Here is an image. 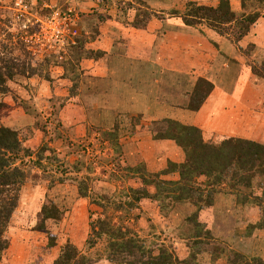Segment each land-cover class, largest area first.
<instances>
[{
  "label": "rangeland",
  "instance_id": "obj_1",
  "mask_svg": "<svg viewBox=\"0 0 264 264\" xmlns=\"http://www.w3.org/2000/svg\"><path fill=\"white\" fill-rule=\"evenodd\" d=\"M167 2L171 6L169 15L173 11H183L188 0H159V8L151 0H0V59L13 61L20 66L22 73L25 71L24 75L17 74L7 81L9 94L0 97L4 105L0 108V126L17 131L22 145L34 152L42 146L55 151L59 161L52 168L44 162L46 171L64 179L62 183L49 186L42 179L41 171L32 170L36 178L27 182L20 192L19 205L7 234L12 248L6 252L2 264H43L44 256L48 257L45 254L50 250L46 249L49 234L55 237L56 247L71 242L84 249L90 211L101 210L89 206L88 200L80 197V181H85L91 196L118 198L117 195L127 188L142 187L140 175L128 172V169L140 167L154 174L167 168L168 162L183 160L184 153L174 141L156 139L157 129L163 127L161 115L145 114L147 109L143 107L126 108L125 102L106 97L95 87L97 80L87 72L90 66L102 60L100 54L92 55L96 61L83 59L77 63L78 49H88V44L100 35L99 28L110 16L119 15L124 28H134V20H144V11L154 15L156 11H162L161 6ZM198 2L212 4L213 0ZM242 12L239 2L236 13ZM55 14L67 18V38L62 46L47 43L39 37L40 22ZM200 28L207 27H195L199 32ZM241 50L239 48L245 56ZM255 67L259 69L260 66ZM32 70L36 75L28 78ZM239 71L240 66L232 68L225 79H231ZM255 80L254 92L244 93L247 99L257 97L256 102L249 98L248 106L255 103L250 108V117L239 115V124L234 125L229 123L231 118L225 120L221 116L212 120L206 117V128L201 132L207 141L218 143L231 137H247L264 144V79L255 76ZM194 91L195 88L190 92L188 106ZM243 108L247 109V106ZM253 112L256 113L253 115ZM104 133L116 136L118 148L112 146L110 137ZM60 170L63 175L58 176ZM160 179L177 180L178 176L165 174ZM204 181L205 178L198 179L200 183ZM147 191L153 193L154 188L147 187ZM242 192L260 193L259 189H244ZM44 204L55 206L61 214L60 221L45 223L49 233L35 230L39 223L38 213ZM188 210L178 207L165 217L155 201L146 199L131 212V219L128 218L126 224L151 247H170L184 258L194 249L188 248L182 236L187 227L183 228L181 221ZM120 215L116 213L113 217L117 221ZM260 218L261 211L257 206L238 203L236 196L226 187L214 195L212 207L200 213V221L214 239L246 256L252 264H258V260L264 263V231L249 226L257 224ZM101 248L99 246L89 253L94 255ZM53 261L46 264H53ZM203 264L209 263L203 261Z\"/></svg>",
  "mask_w": 264,
  "mask_h": 264
},
{
  "label": "trees",
  "instance_id": "obj_2",
  "mask_svg": "<svg viewBox=\"0 0 264 264\" xmlns=\"http://www.w3.org/2000/svg\"><path fill=\"white\" fill-rule=\"evenodd\" d=\"M237 1L240 2L243 10L241 14L232 11L229 0H219L216 6L188 1L183 11H173L169 15L180 18L186 27L206 26L219 36L238 45L257 20L264 15V0ZM249 8L250 11H248ZM146 12L142 13L145 15L144 20L133 21L132 26L135 29L144 30L152 16L160 20L164 19L162 15ZM78 51V64L83 59L93 58V51L85 50L83 47ZM241 51L250 59L255 55V46L249 45L248 51L245 49ZM0 62L2 64L0 66V97H2L9 94L7 81L17 74L24 75L25 71L22 73L20 66L13 61L5 62L2 58ZM247 65L253 75L264 79V60L249 61ZM256 65L260 66L259 69L255 67ZM63 69L66 70L67 67ZM34 75L36 73L33 71L28 78ZM212 89L213 85L210 82L198 79L194 96L190 99L187 109L193 112L198 111ZM3 106V102L0 101V108ZM23 108L26 110L25 106ZM25 113L28 114V111ZM160 123L163 127L157 129L158 134L155 138L174 141L184 153L183 162H168L167 168L154 174L147 173L140 167L128 169V172L140 175L142 187L127 188L117 195L118 198L91 196L84 184L85 181H80V197L88 200L89 206H96L101 211L96 213L90 211L89 232L84 249H79L73 243L67 242L60 248L53 264H96L102 260L112 264H203V261L215 264L219 259H224L226 264H252L247 261L246 256L214 239L211 231L200 221V213L212 207L214 195L221 188L226 187L236 196L238 203L253 204L259 208L261 211L259 222L249 226L264 231V144L238 137L213 143L207 141L201 129L195 126L185 125L172 119H163ZM104 134L110 137L112 146L118 148L116 136L112 133ZM57 161L59 160L52 149L42 146L34 152L22 145L17 131L0 126V264L10 245L7 234L19 205L22 187L36 178L31 173L34 168L41 171L42 179L47 181L49 186H53L56 182L62 183L64 179L57 178L50 172L47 173V167L44 164L46 162V165L52 168ZM58 174V176L63 175V170H60ZM165 174H176L178 179H160V176ZM199 178H205L204 183L198 182ZM150 186L154 188L153 193L147 191V187ZM244 189H259L260 193L245 194L242 192ZM146 199L155 201L160 213L165 217L178 207H184L187 210L189 208L181 221V226L187 227V232L182 236L186 239L188 248H194L188 256L180 258L170 247L163 245L151 247L131 226L126 224L131 212L137 210L139 203ZM109 212L112 213L109 214ZM116 213L121 214L117 221L116 217H113ZM122 217L125 219H121ZM37 218L39 223L37 227L35 226V230L49 233L46 231L45 223L49 220L60 221L61 214L55 206L44 204ZM55 244V237L49 234L46 249H52L56 246ZM99 246L102 248L94 255L89 253ZM258 264L264 263L258 260Z\"/></svg>",
  "mask_w": 264,
  "mask_h": 264
},
{
  "label": "crops",
  "instance_id": "obj_3",
  "mask_svg": "<svg viewBox=\"0 0 264 264\" xmlns=\"http://www.w3.org/2000/svg\"><path fill=\"white\" fill-rule=\"evenodd\" d=\"M188 1L207 6H216L219 2L213 0L212 4H203L199 0ZM151 2L159 8V0ZM229 3L236 13L239 1L229 0ZM169 5L170 2H167L161 6L162 11L155 12L158 15L165 14L162 15L164 19L153 17L144 30L124 28L119 22V15L110 16L99 28L100 35L86 48L102 57L96 66L89 67L87 74L95 77V87L106 97L125 102L126 108L143 107L147 109L145 114L161 115L162 120L172 119L201 130L206 128V117L218 120L222 116L225 120L231 118V125L239 124V115L249 116L250 108L257 98L249 97L254 101L249 107V98L244 93L254 92L256 86L255 76L247 62L264 60V15L238 44L240 50L249 45L255 46V55L251 56L254 58L248 60L237 46L213 30L200 28L201 33L195 28L186 27L180 18L167 15L171 10ZM90 60L96 61L95 58ZM237 66L241 67V71L231 79H225V75L232 68L237 69ZM198 79L210 82L213 89L201 108L193 112L186 108L190 92ZM258 98L261 99L260 96ZM243 106H247V109ZM216 125L219 126L218 121ZM60 246L53 247L45 254L48 257L44 256L46 259L43 264L53 261L54 257L56 259ZM10 248L11 240L7 253ZM96 264L112 263L102 260ZM215 264H225L224 259H219Z\"/></svg>",
  "mask_w": 264,
  "mask_h": 264
},
{
  "label": "built area",
  "instance_id": "obj_4",
  "mask_svg": "<svg viewBox=\"0 0 264 264\" xmlns=\"http://www.w3.org/2000/svg\"><path fill=\"white\" fill-rule=\"evenodd\" d=\"M67 18H62L61 15H52L47 21L40 22V34L44 41L63 45L66 41V26ZM40 40V39H39Z\"/></svg>",
  "mask_w": 264,
  "mask_h": 264
}]
</instances>
